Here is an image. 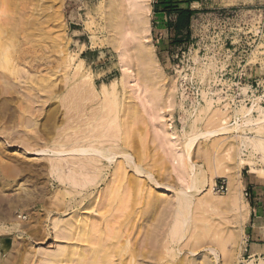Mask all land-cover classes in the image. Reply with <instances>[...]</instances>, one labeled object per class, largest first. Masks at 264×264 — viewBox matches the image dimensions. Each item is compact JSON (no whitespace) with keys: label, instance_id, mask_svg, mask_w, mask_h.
<instances>
[{"label":"rangeland","instance_id":"rangeland-1","mask_svg":"<svg viewBox=\"0 0 264 264\" xmlns=\"http://www.w3.org/2000/svg\"><path fill=\"white\" fill-rule=\"evenodd\" d=\"M22 2L16 0L11 15L18 24L12 40L24 52L19 56L21 60L15 61V75L0 69L8 77L0 78V264H51L42 262L40 257L59 244L53 231V219L68 217L77 209L89 216L97 212L98 206L91 210L83 207L88 205L91 197L100 199L110 179L112 165L102 168L101 176L90 189L80 194H64L67 189L61 175L52 172L50 167L54 155L51 150L56 145L53 140L62 135L64 120L71 123L76 117V120L81 119L79 113L90 108L100 113L109 110L112 113L109 128L117 130L121 123L120 115L128 107L127 97L138 99V94L143 99L137 100V108L144 119L133 128L138 125L143 129L144 142L139 135H134L126 148V152L134 156L133 160L143 168L138 179L146 181L144 174L150 169L155 174V169L149 166L155 162L167 167L166 174L170 177L164 183L172 189L169 190L172 200L178 189H187V179L183 174L185 167L179 159V152L184 150L182 139L185 135L195 133L201 135L196 139L191 163L205 181L210 179L211 170L218 171L216 175L214 171L212 173L214 194L224 196L227 187V180L217 168H224L225 172L236 167L238 208L235 212H226L209 203L198 204L196 210L199 213L193 211L197 216L192 214L196 218L194 221L190 217L193 221L190 222L192 230L196 229V219L202 217H205L204 223L207 217V224L225 222L224 225L236 233L235 243L226 245L229 257L225 261L224 255L219 257L218 253L217 257L211 253L208 259L212 264H242L244 233L250 222L248 196L244 195V189L250 179H264V122L260 123L262 116L257 110L242 116L244 110L239 106L241 103L250 106L251 99L260 97L257 104L264 108V3L251 5L226 0L228 5L214 4L212 8L198 10L202 14L217 12L216 20H204L199 25L193 19L191 28L176 30L177 13L189 6L188 1L174 0L167 12L164 10L167 4L148 0L149 38L153 56L163 75V81L158 84L162 89L167 80L174 82L171 88L162 89L163 92L153 101L151 95L157 90L147 85L148 81L143 83L140 73L128 74L136 66L128 49L121 44L115 50L110 44L105 19L107 0ZM134 4L135 0H125L127 15L132 12ZM205 5H209L208 1ZM24 18H29V28L20 23ZM1 19L4 25L8 21L3 13H0ZM245 41L250 44L248 49L251 52L243 58L246 64L242 66L238 55ZM126 53L130 56L127 66ZM141 74L142 77L146 75ZM42 77L51 81L48 88L51 93L38 86ZM131 80L135 82H128ZM239 81L237 88L235 83ZM77 89L80 91L76 95ZM88 91L94 95L92 98ZM155 106L161 112L159 122L154 121ZM235 109H239L237 116L233 112ZM163 115L168 116L166 122ZM67 116H70V121ZM246 118L252 123L242 127L235 124V120L241 123ZM223 124L228 130L219 131L215 136L206 134ZM205 149L209 152L208 157ZM121 158L119 155L116 159ZM131 164L134 165L133 162L129 164V175L137 176ZM62 195L70 207L57 206ZM195 195L191 200L198 201L200 193ZM96 204L101 207L100 203ZM134 206L139 208L141 203ZM73 215L76 219L84 216ZM181 215L174 216H178L180 223L186 216ZM190 230L175 236L174 246L181 252L177 259L181 256L190 259L194 255L191 251L206 250L210 246L219 251L214 236L210 244L188 250L187 244H193L191 241L196 231L191 230V233ZM163 238L160 236L158 239L163 241ZM163 248L165 252L161 262L176 261V257L166 256L168 249Z\"/></svg>","mask_w":264,"mask_h":264},{"label":"bare ground","instance_id":"bare-ground-1","mask_svg":"<svg viewBox=\"0 0 264 264\" xmlns=\"http://www.w3.org/2000/svg\"><path fill=\"white\" fill-rule=\"evenodd\" d=\"M21 2L24 3L27 0H21ZM15 5L16 0H0V13L7 15L8 19L5 25L2 19L0 21V69L6 70L11 75L17 73V71H14L15 61L18 58L20 59L19 56L24 52L22 49L19 50L20 48H17L14 40H12L13 35L17 31L16 25H18L15 18L13 17V19L11 15ZM125 7V0H107L105 2V19L110 33V44L115 50L122 45L128 49L130 56L136 62V66L130 69L129 76L140 73V80L143 83L148 81L147 85L157 90L151 95V100L156 101V95H160L163 92L162 89L171 88L174 82L172 79L167 80L162 84V89L158 84L163 81V75L153 56L152 44L149 38L148 0H135L133 10L129 15L126 14ZM23 20L24 22L20 21V23L25 28H29V18H24ZM2 33H5V36H2ZM130 56L126 53L128 61L126 60L125 66H127ZM141 73L146 75L142 77ZM1 77L8 79L5 71L4 73L0 71ZM128 82L135 81L131 80ZM50 84L51 81L47 77H42L38 81V86L46 93H51L48 90ZM139 85L142 87L141 84ZM1 86L2 84H0ZM79 91L77 89L75 94L77 95ZM89 94L91 96L92 93ZM85 95L87 94L85 93ZM136 98L143 99L141 94H138ZM259 98L251 99L250 106L241 103L239 109L244 110L242 111L243 115L241 113L242 116L244 114L250 115L252 111L257 110L259 115L262 116V119H260L261 123L264 122V108L259 103L257 104ZM127 99H129L128 107L121 113V123H119L117 130L114 129L115 131L109 128L110 119L112 118V113L108 112L109 110H104L100 113L98 110L91 108L87 111L82 109L84 112L79 113L81 119L76 120V116V119H72L75 124H72V122L68 123L66 120L62 122L63 133L62 135L59 134V139L57 137L53 140L56 145L51 150L54 155L50 167L52 172H57L56 174L61 175V181L67 189L64 194L73 192L80 194L84 190L90 189L97 182L98 177L101 176L100 173L105 165H112V170L109 175L110 179L101 192L100 199L96 200L91 197L88 205L83 207L91 210L98 206L95 214L92 213L89 216L87 212L85 214L77 209L73 211V214L85 215L79 219H76L73 214L68 217L58 216L53 219V231L59 244L55 249L42 254L40 259L44 263L51 264H212L208 259V254H217L218 257V253H220L219 257L224 255L225 261H227L230 251L226 245L227 243H235L236 233L233 230H229L224 225L225 222L224 224L220 221L214 223V225L212 223L207 224V217L205 223V217H202V219L197 217L196 222H200V224L198 225L195 222L194 228L196 229H193L196 231L193 234L194 239L191 241L193 244H187L188 250L197 249L210 244L211 238L214 236L219 251H217V248L210 246L206 247V250L191 251L194 255L190 259L188 256H181V258L178 257L177 259V254L180 256L181 252L175 248L174 243L175 236L185 232L187 229L192 230L193 225L191 222L193 221L191 219L196 218L197 213H199L196 210L199 208L197 207L198 204L209 203L223 208L226 212H235V209L238 208L237 199L235 198L238 191L236 167H230L225 172L224 168H217L219 172L220 170L224 172L219 174L224 175L227 180V187L224 191V196L220 197L214 194L212 191L214 190L212 177L214 169L211 170L210 179L205 181L206 179H203L196 172L194 165L191 163V157L195 153V147L197 146L196 139L201 135L195 133L185 135L184 140L182 139L184 150L182 153L179 152V159L184 163L182 165L185 167L183 174L187 179V189H178L174 193L175 197L172 200L169 195V190L172 189L164 183L170 177L166 174V172L168 173L167 167L164 164L160 165L155 162H151L149 165L152 169H155V174L150 169L146 172L147 174H144L147 178L146 181L140 178L139 180L138 177L141 176L143 168L133 160L134 156L132 157L129 152H126V148L130 145L134 135H139L140 139L144 136L145 133L140 126L136 125L133 128L134 124H138L139 121L142 122L144 118H142L143 116L141 117V113L137 108L138 99L133 96H129ZM132 100H136V102L134 103ZM239 109L233 110L236 116L239 114ZM225 112L229 113L228 111ZM160 114V110H156L153 115L155 122L160 121V119L158 120L159 117L162 118ZM67 117L69 120L70 116ZM163 117L166 122L168 116L163 115ZM240 122L235 120V124L239 127L252 123L248 118ZM236 125L235 127H237ZM226 128L227 125L224 126L223 124L217 129L207 131L206 134L215 136L222 130L225 131ZM143 139L141 140L143 141ZM206 149L205 156L208 157L209 152ZM117 155H121L122 158L117 160ZM59 158H62V160L59 161ZM141 160L143 161L144 159ZM132 162L134 165H131L135 168L133 173H137V176L129 175L131 172L129 173L127 170ZM215 172L218 173V171H214V174ZM196 193H200L199 199L197 198L198 201L191 200ZM59 200L57 206L66 205V208L71 206L67 204L68 202L64 199V195ZM95 203H100L101 207L97 204L95 205ZM135 203H141V206L138 208L134 206ZM168 207L170 209L166 211ZM195 210L197 213L195 212L196 216L194 215L193 217L192 214H195L193 212ZM179 212L183 214L181 215ZM176 214L178 216L181 215V217L186 215L183 219L179 218L182 223L179 220V223H176L178 222V216L177 218L174 217ZM233 217L235 218L236 215L233 214ZM172 221L174 222L172 223ZM160 236L165 237L163 241L158 239ZM164 246L168 249V251L166 250V256L176 257V261L174 259L170 263L161 262L162 253L165 252L162 251Z\"/></svg>","mask_w":264,"mask_h":264},{"label":"crops","instance_id":"crops-1","mask_svg":"<svg viewBox=\"0 0 264 264\" xmlns=\"http://www.w3.org/2000/svg\"><path fill=\"white\" fill-rule=\"evenodd\" d=\"M189 6L184 9L192 10L189 17L188 28H191L193 19L197 24H201L204 20L217 19V12L204 14L199 13V9H207L214 7L213 5L224 6L226 0H187ZM208 1V6H204ZM224 1V2H221ZM241 4L259 5L264 0H234ZM228 3V2H226ZM228 5V4H227ZM190 25V26H189ZM167 31V28H165ZM263 179V178H262ZM244 195L248 196L250 208V222L246 226L244 240L242 244V264H248L249 259L254 256H264V179H254L246 182Z\"/></svg>","mask_w":264,"mask_h":264},{"label":"trees","instance_id":"trees-1","mask_svg":"<svg viewBox=\"0 0 264 264\" xmlns=\"http://www.w3.org/2000/svg\"><path fill=\"white\" fill-rule=\"evenodd\" d=\"M174 0H168L167 2H165L164 0H159L158 3L160 4H167L166 8L164 9L165 11H169V9H171L172 5H173ZM192 10L190 9H182L179 10V12L177 13V18H176V22L174 23V28L177 30L182 29V27L186 28L188 25V20L189 17L191 15Z\"/></svg>","mask_w":264,"mask_h":264},{"label":"built area","instance_id":"built-area-1","mask_svg":"<svg viewBox=\"0 0 264 264\" xmlns=\"http://www.w3.org/2000/svg\"><path fill=\"white\" fill-rule=\"evenodd\" d=\"M249 43L248 42H244V45H242V47L240 48V53L238 56L240 58L239 62H243L242 66H244L246 64V61H243V58L248 54V52L250 53L251 51L248 49L249 47ZM242 56V57H241ZM242 76V74L238 77V79H240ZM239 83H235L237 88L239 86ZM223 189V186H220ZM248 264H264V256H254L253 258L251 257L248 261Z\"/></svg>","mask_w":264,"mask_h":264}]
</instances>
